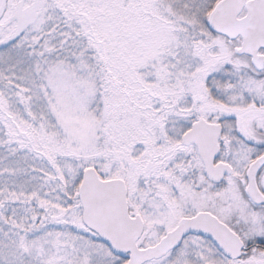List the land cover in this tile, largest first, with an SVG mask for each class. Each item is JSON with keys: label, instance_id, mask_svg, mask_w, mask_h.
I'll list each match as a JSON object with an SVG mask.
<instances>
[{"label": "snow or ice", "instance_id": "snow-or-ice-1", "mask_svg": "<svg viewBox=\"0 0 264 264\" xmlns=\"http://www.w3.org/2000/svg\"><path fill=\"white\" fill-rule=\"evenodd\" d=\"M0 264H264V0H0Z\"/></svg>", "mask_w": 264, "mask_h": 264}]
</instances>
